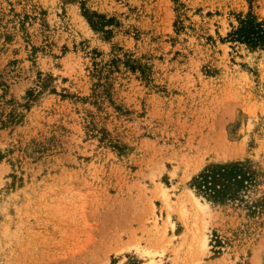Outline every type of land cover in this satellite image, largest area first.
Instances as JSON below:
<instances>
[{
    "label": "rangeland",
    "instance_id": "rangeland-1",
    "mask_svg": "<svg viewBox=\"0 0 264 264\" xmlns=\"http://www.w3.org/2000/svg\"><path fill=\"white\" fill-rule=\"evenodd\" d=\"M264 0H0V264H264ZM254 176L224 202L213 164Z\"/></svg>",
    "mask_w": 264,
    "mask_h": 264
},
{
    "label": "trees",
    "instance_id": "trees-1",
    "mask_svg": "<svg viewBox=\"0 0 264 264\" xmlns=\"http://www.w3.org/2000/svg\"><path fill=\"white\" fill-rule=\"evenodd\" d=\"M233 41L247 44L250 48L264 49V20L249 12L239 18V23L228 33ZM254 176L240 163L213 164L194 176L191 186L199 195L215 202L234 198L253 183Z\"/></svg>",
    "mask_w": 264,
    "mask_h": 264
}]
</instances>
